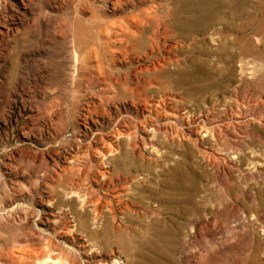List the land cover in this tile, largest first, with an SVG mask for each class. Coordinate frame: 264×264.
<instances>
[{
	"label": "rangeland",
	"instance_id": "374dc122",
	"mask_svg": "<svg viewBox=\"0 0 264 264\" xmlns=\"http://www.w3.org/2000/svg\"><path fill=\"white\" fill-rule=\"evenodd\" d=\"M0 264H264V0H0Z\"/></svg>",
	"mask_w": 264,
	"mask_h": 264
}]
</instances>
